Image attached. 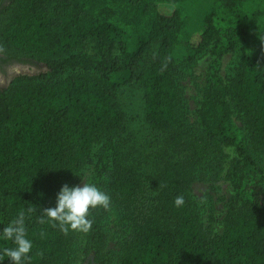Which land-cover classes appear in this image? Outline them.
I'll return each instance as SVG.
<instances>
[{
    "label": "trees",
    "instance_id": "1",
    "mask_svg": "<svg viewBox=\"0 0 264 264\" xmlns=\"http://www.w3.org/2000/svg\"><path fill=\"white\" fill-rule=\"evenodd\" d=\"M186 1L11 0L0 9V53L45 67L0 87V227L33 209L29 264H75L77 248L89 264H264V0H213L203 31L183 39L173 6ZM240 42L223 76L222 60ZM177 50L205 70L191 123ZM131 83L165 144L151 172L120 149L128 131L118 91ZM89 163V181L110 195L118 219L108 226L107 209H91L94 223L78 243V231L39 217ZM195 184L207 186L200 198ZM218 190L220 211L211 204Z\"/></svg>",
    "mask_w": 264,
    "mask_h": 264
},
{
    "label": "rangeland",
    "instance_id": "2",
    "mask_svg": "<svg viewBox=\"0 0 264 264\" xmlns=\"http://www.w3.org/2000/svg\"><path fill=\"white\" fill-rule=\"evenodd\" d=\"M215 6L213 0H188L184 3L176 4L174 9H178L185 22L184 33L182 38L188 39L196 36L204 29V17L206 13ZM258 25L264 31V16L258 20ZM244 43L240 42L236 50L222 60V75H227L233 69L235 64L241 57L244 51ZM158 45H153L147 55V60L155 56ZM2 48L0 47V51ZM176 63L179 69V87L182 91V117L185 122L191 123L194 121V109L196 105V97L198 94L199 85L203 81L204 68L200 67L201 64L195 62H187L182 59L183 52L177 50ZM23 68L19 69V75L37 74L45 70L42 65L25 64ZM18 76V75H17ZM11 83V82H10ZM10 83L2 84L0 87H9ZM118 101L127 117V134L121 141L123 145L119 144L121 152L124 154V159L127 163L139 167L140 170L151 172L154 170V165L158 163L164 156L165 144L163 137L148 128L145 123V111L143 100V89L136 83H131L124 86L118 91ZM236 126L241 129L243 125L235 120ZM242 126V127H241ZM245 133L244 128L241 129ZM120 143V142H119ZM98 147L94 149L92 161L95 160L98 154ZM93 166L91 163L86 165L81 171L79 177L74 182V185L82 186L84 183L89 182ZM207 190L205 184H195L194 194L196 198H200L203 192ZM218 193V194H217ZM212 198V206L215 210H221L223 201L220 200L223 191L218 190ZM220 194V195H219ZM118 217L115 211L110 208L107 209L106 224L111 226L117 221ZM84 232L78 231L77 241L81 243L82 234ZM75 264H89V257H85L79 249L75 252Z\"/></svg>",
    "mask_w": 264,
    "mask_h": 264
},
{
    "label": "clouds",
    "instance_id": "3",
    "mask_svg": "<svg viewBox=\"0 0 264 264\" xmlns=\"http://www.w3.org/2000/svg\"><path fill=\"white\" fill-rule=\"evenodd\" d=\"M173 203L177 207L182 206L184 196L177 195ZM98 206L110 209L111 197L96 182L89 181L82 186L64 184L56 193L55 205L43 208L39 219L44 222L47 218L49 224L58 226L64 233H87L94 223L90 210ZM32 211L31 207L19 210L5 226L0 227V241L4 242L0 247V264L5 257L11 264H29L31 261L34 241L30 238L26 221Z\"/></svg>",
    "mask_w": 264,
    "mask_h": 264
},
{
    "label": "flooded vegetation",
    "instance_id": "4",
    "mask_svg": "<svg viewBox=\"0 0 264 264\" xmlns=\"http://www.w3.org/2000/svg\"><path fill=\"white\" fill-rule=\"evenodd\" d=\"M10 1L11 0H0V9ZM25 64L27 63L24 61L8 58L0 53V83L4 85L10 83L14 77L19 75L17 71L26 66Z\"/></svg>",
    "mask_w": 264,
    "mask_h": 264
}]
</instances>
